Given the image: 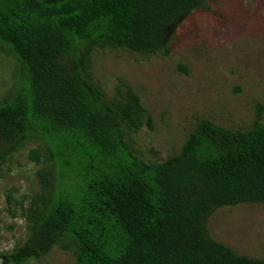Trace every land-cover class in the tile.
Here are the masks:
<instances>
[{
    "label": "trees",
    "instance_id": "obj_1",
    "mask_svg": "<svg viewBox=\"0 0 264 264\" xmlns=\"http://www.w3.org/2000/svg\"><path fill=\"white\" fill-rule=\"evenodd\" d=\"M210 2L0 0L14 85L0 100V173L16 154L35 169L28 204L7 196L27 235L2 264L40 262L57 246L74 264H264L210 228L218 210L264 205V105L245 129L199 120L160 161L134 141L154 129L140 95L120 81L109 96L93 72L98 51L170 58L181 26Z\"/></svg>",
    "mask_w": 264,
    "mask_h": 264
},
{
    "label": "rangeland",
    "instance_id": "obj_2",
    "mask_svg": "<svg viewBox=\"0 0 264 264\" xmlns=\"http://www.w3.org/2000/svg\"><path fill=\"white\" fill-rule=\"evenodd\" d=\"M210 6L212 11L195 12L181 26L170 58L146 60L111 50L94 56V76L107 94L113 96L120 81L128 83L151 113L154 129L144 127L134 140L150 159L173 156L201 119L245 129L253 122L257 103L264 105V0H211ZM4 60L0 58V100L14 87L11 66ZM181 65L188 74L180 71ZM34 172L26 155L16 154L0 173V254L26 239L23 220L6 212L16 206H7V196L17 190L14 199L28 204ZM210 228L214 238L238 254L264 259V205L218 210ZM33 264H74V258L57 246Z\"/></svg>",
    "mask_w": 264,
    "mask_h": 264
}]
</instances>
